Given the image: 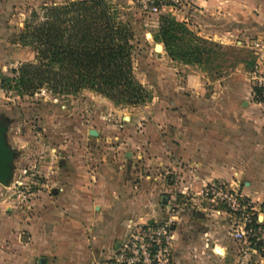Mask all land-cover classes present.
Segmentation results:
<instances>
[{
    "label": "rangeland",
    "instance_id": "374dc122",
    "mask_svg": "<svg viewBox=\"0 0 264 264\" xmlns=\"http://www.w3.org/2000/svg\"><path fill=\"white\" fill-rule=\"evenodd\" d=\"M74 1L0 0V116L10 123L7 141L17 153L11 183L0 185V254L28 242V227L36 237L65 231L74 218L65 209L101 188L109 205L123 199L148 214L127 224L123 243L144 238L152 251L165 248L164 264H177L176 247L186 243L196 264H264V120L244 114L236 89H252L256 59L248 46L264 43V21L246 18L235 32V21L206 13L198 0L170 2L156 15L136 0H106L132 29L134 76L146 102L116 106L87 90L17 95L10 71L33 60L31 48L19 42L25 23L32 13L40 19L42 6ZM161 18L187 30L174 50L199 49L201 56L170 57L157 39ZM224 32L235 37L224 40ZM177 119L194 126L192 133L178 137ZM198 136L215 143L194 150L201 164L177 159L171 144L201 141ZM206 152L220 157L206 163Z\"/></svg>",
    "mask_w": 264,
    "mask_h": 264
},
{
    "label": "trees",
    "instance_id": "16d2710c",
    "mask_svg": "<svg viewBox=\"0 0 264 264\" xmlns=\"http://www.w3.org/2000/svg\"><path fill=\"white\" fill-rule=\"evenodd\" d=\"M41 11L40 19L32 13L19 37L20 44L31 48L33 60L10 71L17 95L31 96L42 88L53 95L87 90L116 106L146 102L149 96L134 76L132 29L118 20L117 11L106 0L42 6ZM160 20L157 39L170 57L201 56L199 49L174 50L173 44L181 39L178 35L187 30L172 19ZM252 221L251 227L257 229V218Z\"/></svg>",
    "mask_w": 264,
    "mask_h": 264
},
{
    "label": "crops",
    "instance_id": "0c3cea01",
    "mask_svg": "<svg viewBox=\"0 0 264 264\" xmlns=\"http://www.w3.org/2000/svg\"><path fill=\"white\" fill-rule=\"evenodd\" d=\"M199 1L206 13L216 14L222 19L235 21V32L238 30L236 23L246 18L264 21V0ZM231 33L224 32L220 38L231 40V38L235 37ZM245 88L243 84L236 86L240 105L246 106L244 114L253 120H258L260 117L264 120V114L257 108L256 103H253L250 88ZM164 113L160 111L157 115L163 118ZM179 122L180 120L177 119L173 123L174 128L172 129L178 137L185 132L192 133L191 129H194V126L190 124L181 125ZM198 138L201 141L196 142L188 138L173 142L171 149L177 155V159L192 164L194 161L196 164H201L198 160L201 155L196 156L198 146L211 148L213 145L212 148H214L215 143L205 140L202 136H198ZM216 144L220 148L221 143ZM161 147H165L163 142ZM124 155H127V153H124ZM204 155L206 156L205 159H208L206 163H211L213 159L217 160L220 157L219 153L216 154L214 152ZM107 194L106 190L96 188L91 190L90 195H85L74 205L65 209L66 212L74 213V218L69 221L64 228L65 231L63 230L61 233L57 232L47 237L43 234L36 237L35 227H28L29 241L26 243L20 242V244L19 242H14L11 245L12 250H10L9 254H0V264H38L40 259H43L42 264H101L109 260L126 240L128 235L127 224L130 221L141 223L148 214L141 209V206L131 207L125 204L126 202L123 199L119 203L116 202V206H111L108 204ZM144 204L142 203L141 205ZM53 213L59 212L53 211ZM130 213L135 216L131 218ZM52 229L55 230L54 228ZM189 248L188 243L180 244V247H176L177 264H196L190 252H186V249L188 250ZM198 258L203 259L201 257Z\"/></svg>",
    "mask_w": 264,
    "mask_h": 264
},
{
    "label": "built area",
    "instance_id": "2783aa9c",
    "mask_svg": "<svg viewBox=\"0 0 264 264\" xmlns=\"http://www.w3.org/2000/svg\"><path fill=\"white\" fill-rule=\"evenodd\" d=\"M136 2L144 12L156 15L159 13L160 7L166 6L170 2L177 3L178 0H136ZM248 48L256 59L250 73L251 96L264 112V43L258 39L252 40ZM158 233L160 234V232ZM153 243L159 245L161 239H157ZM166 252L165 248L152 251L151 244L146 243L144 238H140V240L135 238L133 241L121 244L115 255L101 264H164L168 260L162 261L160 255L162 253V257H165Z\"/></svg>",
    "mask_w": 264,
    "mask_h": 264
},
{
    "label": "water",
    "instance_id": "95a60500",
    "mask_svg": "<svg viewBox=\"0 0 264 264\" xmlns=\"http://www.w3.org/2000/svg\"><path fill=\"white\" fill-rule=\"evenodd\" d=\"M155 49L160 51L162 47L156 45ZM9 121L4 122L0 116V185L7 187L13 178L14 161L17 158V153L14 151L7 141V133L9 128ZM89 135L92 137L97 136V132L90 130ZM262 218L259 217L258 220ZM43 259L38 261V264H42Z\"/></svg>",
    "mask_w": 264,
    "mask_h": 264
},
{
    "label": "flooded vegetation",
    "instance_id": "af4514ba",
    "mask_svg": "<svg viewBox=\"0 0 264 264\" xmlns=\"http://www.w3.org/2000/svg\"><path fill=\"white\" fill-rule=\"evenodd\" d=\"M4 122H6V120H3Z\"/></svg>",
    "mask_w": 264,
    "mask_h": 264
}]
</instances>
